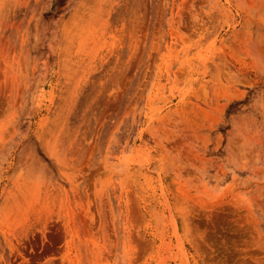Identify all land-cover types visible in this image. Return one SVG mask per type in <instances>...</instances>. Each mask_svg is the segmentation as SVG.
Listing matches in <instances>:
<instances>
[{
    "label": "rangeland",
    "instance_id": "374dc122",
    "mask_svg": "<svg viewBox=\"0 0 264 264\" xmlns=\"http://www.w3.org/2000/svg\"><path fill=\"white\" fill-rule=\"evenodd\" d=\"M0 264H264V0H0Z\"/></svg>",
    "mask_w": 264,
    "mask_h": 264
}]
</instances>
